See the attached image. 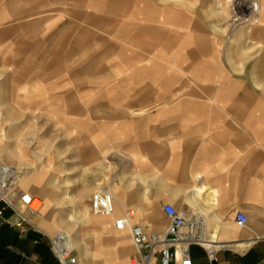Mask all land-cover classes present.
<instances>
[{
  "label": "crops",
  "instance_id": "1",
  "mask_svg": "<svg viewBox=\"0 0 264 264\" xmlns=\"http://www.w3.org/2000/svg\"><path fill=\"white\" fill-rule=\"evenodd\" d=\"M255 1L259 17L243 39L211 34L193 0L10 1L0 13L9 68L19 69L21 55L25 69L36 56V69L72 71L45 83L10 79L0 159L42 206L13 212L0 203V264H60L48 243L59 231L72 237L74 264H130L145 249L115 221L131 209V223L162 233L165 204L187 219L197 214L195 235L213 247L208 258L205 245L191 243L192 264H264V0ZM51 9L57 16L33 18ZM218 12L226 13L221 3ZM30 113L56 119V157L18 138L14 119ZM102 181L113 211L93 214ZM238 211L248 218L242 228ZM19 213L28 219L20 226Z\"/></svg>",
  "mask_w": 264,
  "mask_h": 264
},
{
  "label": "built area",
  "instance_id": "2",
  "mask_svg": "<svg viewBox=\"0 0 264 264\" xmlns=\"http://www.w3.org/2000/svg\"><path fill=\"white\" fill-rule=\"evenodd\" d=\"M232 12L231 24L234 27L243 25L247 22H255L259 13V5L253 0H231ZM20 172L14 166L0 161V203L4 208H9L13 212H18L17 208H24L31 213L39 211L42 200L39 197L23 191L20 187ZM34 198L39 199L40 203L33 206ZM90 212L93 214H109L113 211V196L106 188L102 187L94 191L89 202ZM163 211L168 219V225L162 233L146 230L142 225L131 223L133 210L127 209L123 216L115 221L117 229H127L130 233L132 242L138 252L145 249L134 257L130 264H152L157 256L159 264H192L186 257L187 248L191 243L205 245L208 258L213 256V247L201 242L195 235L196 225L192 220L193 214L189 219L184 212H180L170 204H165ZM3 208H0V217ZM20 221L16 224L22 225L28 219L19 213ZM248 218L243 212H236L234 224L237 228L246 225ZM185 229H187L185 231ZM49 247L55 258L60 264H74L73 257L74 245L72 237L65 231H59L48 237Z\"/></svg>",
  "mask_w": 264,
  "mask_h": 264
},
{
  "label": "rangeland",
  "instance_id": "3",
  "mask_svg": "<svg viewBox=\"0 0 264 264\" xmlns=\"http://www.w3.org/2000/svg\"><path fill=\"white\" fill-rule=\"evenodd\" d=\"M10 1L12 0H0V13H9V7H10ZM52 1V0H50ZM54 3L57 2V0H53ZM162 2L170 1V0H161ZM255 1V0H253ZM219 3L222 4L223 7H225L226 13H219L218 12V5ZM194 7H196L198 16H203L209 20L210 26H209V32L211 34H226L229 36L227 39H233V34H238L242 37L243 35L250 30L252 26V20L251 22H247L243 25H239L237 27H234L231 24V17L233 15L232 12V4L231 0H193ZM57 6V4H54ZM259 5V4H258ZM44 13H41V11H35L33 18H41L43 14H46L45 16H57L58 10L57 9H51V10H44ZM259 17V13H258ZM258 19H256L257 21ZM255 21V22H256ZM37 27H35L36 29ZM233 43V41L231 42ZM245 44V45H244ZM242 43V48L245 49L244 46H248L247 43ZM19 48L21 45H24V43L19 42L18 43ZM36 53V52H35ZM244 53V50H242V54ZM247 53V52H245ZM20 54V52H19ZM52 61L53 59H49ZM31 61V59H30ZM10 57L9 52L3 53V55L0 57V146H3L6 148V144L9 140V128L11 125V121L9 117L4 116V114L8 113V110L10 109V79L12 77L17 78V83H26L27 79H30L33 83V81H39L41 82H47L48 79L50 81L56 80L58 77H66L69 76V73H71L72 70L68 71L65 69H36L37 67H40L42 65V58L34 57L33 58V64L34 69H25L27 65V59L24 56L19 55L18 56V65L19 69H10ZM31 64V62H30ZM69 72V73H68ZM66 73V74H65ZM20 88V86L18 87ZM19 123L18 127V138L21 139V143L27 144L26 142L29 141V145L31 148L35 149V152L42 157L46 156L48 153V150L51 152V148L54 149L55 152H53V155L55 157L57 156V150H58V141H59V135L57 133V127L56 125V119L50 118L48 116H42L39 114H32L30 113L29 118L23 117L14 119V122ZM21 125L23 127H21ZM47 128H49L51 131L44 132H36V131H46ZM32 139V140H31ZM70 146H68L69 148ZM72 154V153H71ZM70 154V157H71ZM52 155V156H53ZM41 156L36 157L39 163H41ZM47 157V156H46ZM69 157V156H68ZM1 162H4L8 165L14 166L11 164V162H6L2 159H0ZM37 165L34 164V167ZM20 174V178H21ZM25 182V183H23ZM20 183L26 185H29V183L26 181V179L22 180L20 179ZM53 188L57 189L59 187V183L52 184ZM73 184H71L68 188L70 189ZM79 186L82 184H78ZM105 187L104 181L99 184L98 188H96L94 191ZM70 203L75 205L76 202L79 203L80 199H69ZM90 202V201H89ZM35 206L40 203L39 199H34ZM81 203H79L80 205Z\"/></svg>",
  "mask_w": 264,
  "mask_h": 264
},
{
  "label": "bare ground",
  "instance_id": "4",
  "mask_svg": "<svg viewBox=\"0 0 264 264\" xmlns=\"http://www.w3.org/2000/svg\"><path fill=\"white\" fill-rule=\"evenodd\" d=\"M35 199V198H34ZM42 203V202H41ZM33 206H35L34 200H33Z\"/></svg>",
  "mask_w": 264,
  "mask_h": 264
}]
</instances>
